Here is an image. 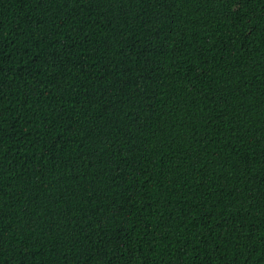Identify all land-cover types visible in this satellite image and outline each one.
Masks as SVG:
<instances>
[{"label": "trees", "instance_id": "obj_1", "mask_svg": "<svg viewBox=\"0 0 264 264\" xmlns=\"http://www.w3.org/2000/svg\"><path fill=\"white\" fill-rule=\"evenodd\" d=\"M0 264H264V0H0Z\"/></svg>", "mask_w": 264, "mask_h": 264}]
</instances>
